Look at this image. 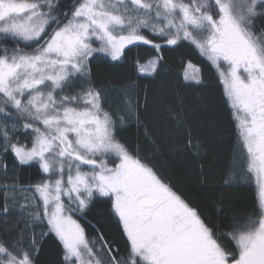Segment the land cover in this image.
I'll return each mask as SVG.
<instances>
[{"label": "snow or ice", "instance_id": "snow-or-ice-1", "mask_svg": "<svg viewBox=\"0 0 264 264\" xmlns=\"http://www.w3.org/2000/svg\"><path fill=\"white\" fill-rule=\"evenodd\" d=\"M182 42L216 69L234 122L238 156L223 187L258 189L253 211L227 222L207 220L118 138V125L139 123L136 85L114 110L91 79L93 59L121 61L138 45L159 54ZM162 59L138 62L137 71L157 74ZM198 71L189 62L184 80L200 85ZM21 128L29 144L14 141ZM0 137L13 168L35 164L43 174L20 189L28 193L20 219L9 221L4 198L0 264H37L46 240L56 242L60 264H264V0H0ZM185 147L203 151L191 132ZM98 197L124 238L123 256L74 218Z\"/></svg>", "mask_w": 264, "mask_h": 264}, {"label": "trees", "instance_id": "trees-1", "mask_svg": "<svg viewBox=\"0 0 264 264\" xmlns=\"http://www.w3.org/2000/svg\"><path fill=\"white\" fill-rule=\"evenodd\" d=\"M63 2L70 6L72 0ZM125 53L121 61L114 62L108 57L104 58L107 62L91 61L92 82L106 93L114 110L121 107L122 90L136 85L139 123L133 119L118 125V138L152 164L211 223L250 214L258 195L255 183L223 187V179L236 162L238 150L234 122L224 104L216 69L184 42L164 46L159 54L149 45L129 46ZM156 55L163 56L157 74L140 75L137 63L147 64ZM189 62L199 70L200 85H190L184 80ZM189 132L194 143L203 145L199 156L185 147ZM12 137L21 144L31 141L22 128L12 133ZM13 161V154L3 153L0 145V164L8 166L7 171L0 169V207L4 206L7 195L8 206L14 213L10 222L20 219L19 206L28 195L20 189L34 185L43 175L38 165L13 168ZM12 185L18 189L15 194L5 191ZM13 195L15 200L11 199ZM74 218L89 236H95L98 229L112 242L114 250L118 249L121 256L126 254L124 238L110 216L107 198L98 197L85 216ZM61 259L56 242H42L37 264H60Z\"/></svg>", "mask_w": 264, "mask_h": 264}]
</instances>
